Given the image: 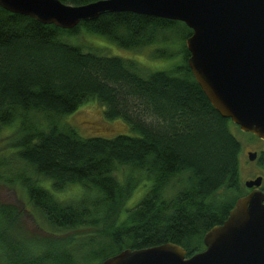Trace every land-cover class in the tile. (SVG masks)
Listing matches in <instances>:
<instances>
[{
  "label": "trees",
  "instance_id": "16d2710c",
  "mask_svg": "<svg viewBox=\"0 0 264 264\" xmlns=\"http://www.w3.org/2000/svg\"><path fill=\"white\" fill-rule=\"evenodd\" d=\"M83 32L132 52L159 46L154 59L180 54L183 62L161 71L85 50L71 41ZM192 34L182 22L129 12L63 30L0 7V135L18 121L0 139V184L20 186L48 228L28 232L24 209L0 203V264H101L125 250L169 243L187 257L206 249L205 235L246 192L243 146L232 132L239 127L216 111L196 81L186 46ZM91 100L136 135L84 138L63 122ZM142 181L148 191L128 208ZM78 186L79 199L54 194ZM41 238L40 251L34 241ZM55 240L58 250L49 248Z\"/></svg>",
  "mask_w": 264,
  "mask_h": 264
},
{
  "label": "water",
  "instance_id": "95a60500",
  "mask_svg": "<svg viewBox=\"0 0 264 264\" xmlns=\"http://www.w3.org/2000/svg\"><path fill=\"white\" fill-rule=\"evenodd\" d=\"M12 14L73 30L81 23L129 12L178 21L193 31L186 40L192 73L214 106L241 132L264 140V0H101L73 6L61 0H0ZM254 161L255 153H249ZM263 178L240 198L228 219L204 237L191 257L175 245L125 250L101 264H264Z\"/></svg>",
  "mask_w": 264,
  "mask_h": 264
},
{
  "label": "rangeland",
  "instance_id": "374dc122",
  "mask_svg": "<svg viewBox=\"0 0 264 264\" xmlns=\"http://www.w3.org/2000/svg\"><path fill=\"white\" fill-rule=\"evenodd\" d=\"M71 41L74 44L84 47L85 50L97 48L107 55L120 56L126 59L140 61L145 66L154 70L167 71L183 62V57L180 54L171 60L154 59L152 57V51L159 46L146 47L141 51L132 52L118 47L102 36L90 34L88 32H83L81 36L74 38ZM177 49H180L179 45H177ZM63 120L64 123H68L75 127L79 134L84 138L112 139L119 135H136L134 132H132L129 124H127L123 119H107L105 116V108L95 100L85 103L76 112L66 116ZM17 128L18 121L12 126L5 128L3 133L0 135V139L11 135L17 130ZM232 132L239 139V141H241L243 146L242 155L240 157V178L241 184L244 186L247 181L254 179L258 174L261 173L260 166L253 161H250L248 154H244L245 152L252 150L254 144L256 145V140H254L250 134L241 132L237 127H233ZM1 154L6 153L2 151ZM126 172L127 171H123L119 174V178L121 180L124 179ZM148 183V181H142L140 185H138L133 196L127 203L128 208L134 207L141 200V198L148 191ZM47 188L50 190L52 189L50 185H48ZM54 194L59 200L68 201L81 198L84 194V191L78 186L75 188H68L61 193L54 192ZM0 203L13 205L19 209H24L28 215L25 217L24 227H26L28 232L43 234V230L48 229L47 225L42 222L40 215L30 205L25 191L21 189L20 186L15 185V187H12L0 184ZM42 239L45 238H41L40 243L34 241L35 249H39L40 251L44 250V241ZM49 248H55L58 250L59 247L57 240L54 241V247ZM1 264H4L3 260L1 261Z\"/></svg>",
  "mask_w": 264,
  "mask_h": 264
},
{
  "label": "flooded vegetation",
  "instance_id": "af4514ba",
  "mask_svg": "<svg viewBox=\"0 0 264 264\" xmlns=\"http://www.w3.org/2000/svg\"><path fill=\"white\" fill-rule=\"evenodd\" d=\"M250 135L254 138V140H256V145L254 144L252 150L245 152L244 154H249V153L257 154V157L253 162L260 166L261 173L258 174L254 179H250L249 181L255 180L258 177H262L263 182H262L261 190L264 192V140L257 138L252 134ZM254 189L255 188L249 189L245 186L244 191L246 192V195H248Z\"/></svg>",
  "mask_w": 264,
  "mask_h": 264
}]
</instances>
